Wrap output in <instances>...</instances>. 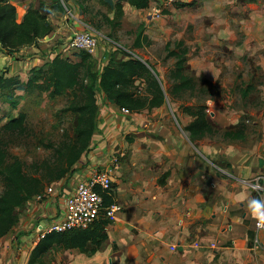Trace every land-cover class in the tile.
Here are the masks:
<instances>
[{"label":"crops","instance_id":"obj_1","mask_svg":"<svg viewBox=\"0 0 264 264\" xmlns=\"http://www.w3.org/2000/svg\"><path fill=\"white\" fill-rule=\"evenodd\" d=\"M9 2L16 7L20 22L30 7L38 9L43 3L53 6L46 12L54 25L50 35L39 44L18 52H0V55L7 54L9 76L21 79L25 93L33 70H46L50 60L58 54L71 56L67 44L76 31L85 28V23L81 16L74 18L72 15L67 22L68 16L60 11L63 5L52 0ZM123 8L124 11L136 9L128 2H123ZM103 58L106 61L109 57ZM72 59L79 60V57ZM101 102L105 103V113H101L100 130L91 149L65 176L53 181V192L45 193L42 199L36 196L27 204L11 232L14 240L0 243V264H44L51 251L59 254L55 264H264V228L258 229L259 218L245 207L249 198L261 195L260 190L250 186L251 182H260L264 188V132L262 137L248 142V126L240 139L226 135L228 131L239 129L238 125L227 129L223 137L229 143L218 151L209 149L203 142L217 134L215 129L201 140L193 142L189 137L197 150L207 151L227 165L204 166L201 162V166H191L192 161L200 157L199 153L189 145H180L176 134L167 131L164 123L168 120L163 119L164 114L153 122L154 126L161 124L156 129L162 131L164 128L162 133L157 130L141 135L145 132L138 130L143 124L145 110L158 113L166 105L125 115L106 97L103 96ZM129 141L135 142L134 151L140 149V157L146 160H137L132 155L128 159ZM232 141L241 143L232 145ZM118 157L120 166L117 165ZM125 158L128 166L124 164ZM151 158L155 162L154 159L150 162ZM218 161L214 160L220 164ZM96 170L111 173L112 204L121 206L114 219L103 216L92 226L98 231L97 226L107 222L103 228L105 237L89 241L83 250L53 246L45 256L35 259L33 250L40 242V224L61 221L65 197Z\"/></svg>","mask_w":264,"mask_h":264},{"label":"rangeland","instance_id":"obj_2","mask_svg":"<svg viewBox=\"0 0 264 264\" xmlns=\"http://www.w3.org/2000/svg\"><path fill=\"white\" fill-rule=\"evenodd\" d=\"M71 1L76 2L73 3V8L62 2L60 11L68 16L67 22L71 19L70 15L74 18L81 16L85 28L96 33L99 40L97 54L111 56L117 60L140 57L150 66L157 78L160 73L163 77L160 81L164 82L168 90H171L175 82L172 72L176 69L177 58L168 56L167 46L176 50L177 44L183 42L182 48H188L185 73L195 79V89L172 95L176 103H166L158 113L145 110V121L143 120V124L138 128L145 132L141 135L157 131L156 128L161 124L154 126L153 122L156 117L164 114L163 119L168 120L164 123L167 131L172 132L174 136L176 134L180 145H189L199 153L200 157L197 156L191 166H201V162L204 166L227 165L214 159L207 151L197 150L191 143L185 130L190 121V117L183 112L185 107L196 110L201 105L207 106L208 119L217 133L203 141L209 149L218 151L224 148L229 141L223 137V131L233 129L237 125L239 129L242 125L245 128L248 126V142L263 136L264 0H179L172 5L164 0H150L147 9L139 11L130 8L125 11L120 25L116 27L108 22L115 16L114 8L110 9L108 5L100 4L97 0ZM177 3L186 5L177 7ZM106 18H109L108 21ZM141 26L144 27L143 32L149 43L144 42L142 47L136 48L134 42ZM85 28L81 27L80 30ZM80 53L69 55L72 58ZM97 54L93 57L94 62L97 61L96 56H99ZM5 56L7 54L0 55V75L9 76V65ZM144 83L143 79L137 82L142 91L146 86H142ZM4 94L5 96L0 95V145L6 147L11 156L21 158L27 174L42 176L47 193L49 187L53 188V182L46 179L47 171H44V166L55 159V148L60 146L61 142L75 136L77 115L67 109L75 103L74 93L69 91L51 98L47 91L40 88L23 93L19 84L13 91ZM104 104L99 110L98 125L102 118L101 113H105ZM121 112L125 114L124 111ZM21 113L27 116V130L23 134L3 129L7 122ZM162 131L158 130L160 133ZM240 143L232 141L231 144ZM144 144L143 141V146ZM134 145L135 142L129 141L131 152L127 156L128 159L132 155L137 160H146V157H140V149L135 148L134 151ZM152 146L154 147L153 144ZM153 159L151 158L150 162ZM213 159L220 164L215 163ZM124 160V164H127L126 158ZM117 163L120 166V157ZM56 165L57 163L50 167L54 168ZM252 184L257 182L252 181L250 186L256 191L260 190V196L264 197L263 190L255 188ZM259 184L261 186L260 182ZM3 187L4 182L0 178V194ZM26 208L22 207L20 211L23 212ZM11 232L6 238L0 239V243L14 240V234ZM56 255V252L51 251L44 259V264H55L59 259V254Z\"/></svg>","mask_w":264,"mask_h":264},{"label":"trees","instance_id":"obj_3","mask_svg":"<svg viewBox=\"0 0 264 264\" xmlns=\"http://www.w3.org/2000/svg\"><path fill=\"white\" fill-rule=\"evenodd\" d=\"M61 5L66 3L73 8L71 0H52ZM114 8V18H106L113 27L120 25V19L124 16L123 2H128L136 9H146L150 6V0H97ZM177 7L185 6L186 3H177ZM53 9L45 3L41 8L30 7L22 22L17 19V9L9 0H0V44L5 51L18 52L20 49L37 45L38 40L50 35L54 31V25L48 20L46 12ZM106 17V16H105ZM141 26L134 42V47H142L148 42L147 36ZM178 48L173 50L167 46L168 56L177 58L176 69L172 72L174 84L168 90L160 80L163 77L159 73L157 78L151 71L150 66L140 57H131L117 60L109 57L103 60V55L97 54V61L94 62L92 55L85 51L79 55V60H73L70 56L56 55L50 60L46 70H33L32 76L26 83V90L35 88L47 91L51 98L64 95L71 91L74 93L75 103L67 109L77 115L75 136L67 138L55 148V159L46 164L44 171L49 182L57 181L72 170L83 155L91 149L98 132L100 101L104 97L115 103L120 108L140 111L143 109L159 108L167 102L174 105L172 95H178L185 91L195 89V79L185 73L188 48H182L183 42L177 44ZM72 51L73 53H78ZM145 81L143 91L137 84L138 80ZM21 83L18 76L0 75V95L14 90V87ZM183 112L191 117L185 130L189 133L190 139L194 142L201 140L208 134L214 132V127L208 119L207 106L201 105L196 110L192 107H185ZM27 116L23 113L13 117L7 122L3 129L12 133L23 134L26 130ZM229 137L243 138L245 126L236 131H228ZM57 165L54 168L50 166ZM0 178L4 182L3 191L0 194V239L6 237L20 220V209L36 196L45 194L46 186L42 176H31L25 171V163L17 156H11L8 149L0 145ZM99 192L104 197V205L110 206L114 201L109 192ZM104 192V193H103ZM109 196H108V195ZM24 211V210H23ZM103 217V216H101ZM100 217V218H101ZM99 218V220H100ZM98 221V220H97ZM96 221V222H97ZM95 222V223H96ZM94 223V224H95ZM93 224V225H94ZM107 222H103L93 230L92 226L86 229H72L65 232H52L41 239L33 250V257L38 259L46 255L53 246H60L64 249H84L86 244L96 238L103 239V228ZM99 240V241H100Z\"/></svg>","mask_w":264,"mask_h":264},{"label":"built area","instance_id":"obj_4","mask_svg":"<svg viewBox=\"0 0 264 264\" xmlns=\"http://www.w3.org/2000/svg\"><path fill=\"white\" fill-rule=\"evenodd\" d=\"M179 0H164L167 4H173ZM41 40H38V44ZM68 49L71 51H85L95 56L99 47V40L91 29L76 31L69 40ZM4 50L0 44V51ZM125 114L131 111L121 108ZM116 161V160H115ZM255 188H260L264 192L263 186L257 182L252 184ZM98 188L111 193L114 189L111 173L107 170H96L86 181H81L75 188L74 192L68 194L64 199L63 219L50 225L40 224L38 240L46 238L52 232H65L72 229H86L92 226L101 216L107 219H114L117 211L121 206L117 203L110 206L104 205V197ZM53 191L49 187V193ZM42 199L43 195L37 196ZM258 229L264 227V222L260 219L257 221Z\"/></svg>","mask_w":264,"mask_h":264},{"label":"clouds","instance_id":"obj_5","mask_svg":"<svg viewBox=\"0 0 264 264\" xmlns=\"http://www.w3.org/2000/svg\"><path fill=\"white\" fill-rule=\"evenodd\" d=\"M245 207L254 217L264 221V197L253 196L249 198Z\"/></svg>","mask_w":264,"mask_h":264}]
</instances>
